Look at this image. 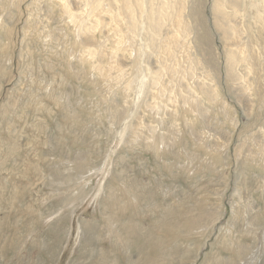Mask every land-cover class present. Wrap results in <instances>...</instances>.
<instances>
[{"label": "rangeland", "instance_id": "rangeland-1", "mask_svg": "<svg viewBox=\"0 0 264 264\" xmlns=\"http://www.w3.org/2000/svg\"><path fill=\"white\" fill-rule=\"evenodd\" d=\"M69 1L0 0V264H264V0Z\"/></svg>", "mask_w": 264, "mask_h": 264}, {"label": "bare ground", "instance_id": "bare-ground-1", "mask_svg": "<svg viewBox=\"0 0 264 264\" xmlns=\"http://www.w3.org/2000/svg\"><path fill=\"white\" fill-rule=\"evenodd\" d=\"M61 3H62V6L64 7V6H66V7H68V2H70L69 0H59ZM179 1V0H178ZM181 4L184 2V0H183V2H181V0L179 1ZM220 2H222V1H220ZM219 2V3H220ZM217 3V2H216ZM218 3V4H219ZM220 5V4H219ZM180 6H182V5H180ZM166 8H168V6H165ZM183 7H184V4H183ZM214 7H216V6H214ZM219 7V6H218ZM180 8H182V7H180ZM179 9V8H178ZM184 9V8H183ZM220 9H222V7H220ZM179 10H181V9H179ZM215 10H216V8H215ZM177 11V10H176ZM179 13V12H178ZM214 13V12H213ZM216 15V14H215ZM162 16L163 15H160V17H161V19H162ZM164 18L161 20V21H164V19L166 18V16L164 15L163 16ZM180 17H181V15H179V14H177L176 15V19H177V21L179 22L180 20ZM159 19V18H158ZM156 21V18H154V17H150V18H148V25H149V27H154V25H155V22ZM166 21V20H165Z\"/></svg>", "mask_w": 264, "mask_h": 264}]
</instances>
